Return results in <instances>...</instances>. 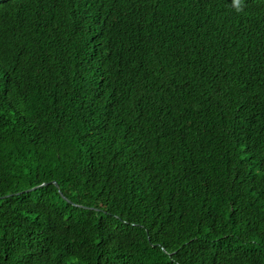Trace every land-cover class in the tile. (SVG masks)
Segmentation results:
<instances>
[{
	"label": "trees",
	"instance_id": "1",
	"mask_svg": "<svg viewBox=\"0 0 264 264\" xmlns=\"http://www.w3.org/2000/svg\"><path fill=\"white\" fill-rule=\"evenodd\" d=\"M0 264H264V0H0Z\"/></svg>",
	"mask_w": 264,
	"mask_h": 264
},
{
	"label": "clouds",
	"instance_id": "2",
	"mask_svg": "<svg viewBox=\"0 0 264 264\" xmlns=\"http://www.w3.org/2000/svg\"><path fill=\"white\" fill-rule=\"evenodd\" d=\"M236 10L237 11H240V7H239V4L237 3V6H236Z\"/></svg>",
	"mask_w": 264,
	"mask_h": 264
},
{
	"label": "water",
	"instance_id": "3",
	"mask_svg": "<svg viewBox=\"0 0 264 264\" xmlns=\"http://www.w3.org/2000/svg\"><path fill=\"white\" fill-rule=\"evenodd\" d=\"M27 191H29V190H27ZM67 202H70L69 200H67L66 198H64Z\"/></svg>",
	"mask_w": 264,
	"mask_h": 264
}]
</instances>
